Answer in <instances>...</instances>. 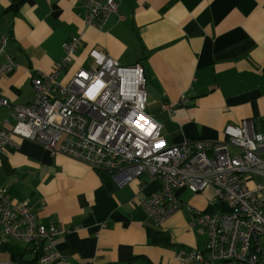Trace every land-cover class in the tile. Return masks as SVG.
Returning a JSON list of instances; mask_svg holds the SVG:
<instances>
[{"label":"crops","instance_id":"0c3cea01","mask_svg":"<svg viewBox=\"0 0 264 264\" xmlns=\"http://www.w3.org/2000/svg\"><path fill=\"white\" fill-rule=\"evenodd\" d=\"M13 1L0 0V34L14 63L0 78V96L12 104L30 101L32 77L50 71L62 43L79 36L82 46L63 79L89 63L92 49L124 67L139 63L146 111L167 144L223 141L225 126L246 118L264 133V0H121L100 29L85 23L84 0H25L16 10ZM14 123L11 109L0 106V127ZM12 139L0 152V186L13 202L28 200L39 223L66 229L54 238L60 257L52 264H178L177 253L205 247L191 211L206 208L210 189L177 190L184 206L156 227L142 202L160 190V180L144 173L121 186L111 179L109 188L88 165ZM149 229L168 241H155ZM36 258L32 244L0 233V264Z\"/></svg>","mask_w":264,"mask_h":264},{"label":"built area","instance_id":"2783aa9c","mask_svg":"<svg viewBox=\"0 0 264 264\" xmlns=\"http://www.w3.org/2000/svg\"><path fill=\"white\" fill-rule=\"evenodd\" d=\"M120 1L84 0L85 23L102 28L109 15L117 13ZM118 18L124 15L118 13ZM7 39L0 34V78L14 68L12 56L4 49ZM81 46L79 36L62 43L63 55L50 71L32 77V97L26 104H12L0 96V106H8L15 120L11 130L0 127V152L17 136L39 143L51 154L107 172L118 186L146 173L150 180L161 182L160 190L142 202L156 227L184 206L177 190L210 189L206 208L191 211L190 225L205 230V247L177 253V263L260 264L264 258V133L246 118L226 125L223 141L169 145L160 123L146 111V81L139 63L124 67L92 49L89 63L63 79ZM161 109L174 112L169 103ZM65 231L52 223H39L28 200L13 202L0 186L1 236L32 244L37 258L31 264H52L58 259L53 241Z\"/></svg>","mask_w":264,"mask_h":264},{"label":"trees","instance_id":"16d2710c","mask_svg":"<svg viewBox=\"0 0 264 264\" xmlns=\"http://www.w3.org/2000/svg\"><path fill=\"white\" fill-rule=\"evenodd\" d=\"M25 0H14L11 4V8L13 10L18 9V7L24 2ZM101 175H103L104 181L108 185L109 182L111 181V176L107 172H100ZM109 188H111V185H108ZM206 211H209L208 208ZM148 233L151 237L155 238V241H168V238L163 236L159 231H152L151 229L148 230ZM18 252V251H15Z\"/></svg>","mask_w":264,"mask_h":264},{"label":"rangeland","instance_id":"374dc122","mask_svg":"<svg viewBox=\"0 0 264 264\" xmlns=\"http://www.w3.org/2000/svg\"><path fill=\"white\" fill-rule=\"evenodd\" d=\"M60 78L62 79L61 76H60ZM230 153H231V154H235V153H236V150L230 149ZM190 194H191V193H190ZM259 262H260V264H264V258L261 259Z\"/></svg>","mask_w":264,"mask_h":264},{"label":"snow or ice","instance_id":"6c2138e0","mask_svg":"<svg viewBox=\"0 0 264 264\" xmlns=\"http://www.w3.org/2000/svg\"><path fill=\"white\" fill-rule=\"evenodd\" d=\"M153 127H154V125H153Z\"/></svg>","mask_w":264,"mask_h":264}]
</instances>
